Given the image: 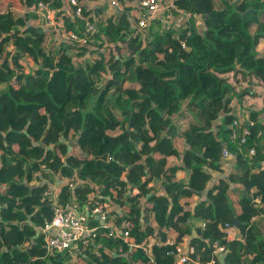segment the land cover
<instances>
[{"label": "trees", "instance_id": "trees-1", "mask_svg": "<svg viewBox=\"0 0 264 264\" xmlns=\"http://www.w3.org/2000/svg\"><path fill=\"white\" fill-rule=\"evenodd\" d=\"M22 1L29 8L48 2L69 28L83 27L63 10L64 0ZM119 1L120 10L98 7L101 41L87 47L59 44L37 13L0 0V264H174L178 245L194 230L184 264H264L259 135L193 211L181 202L206 190L225 167L223 151L236 150L232 134L241 139L251 128L244 105L263 85L264 0H174L185 21L176 24L182 14L165 11L147 37L124 19L138 8ZM120 41L128 44L124 52ZM28 59L37 66L27 72ZM58 174L70 180L61 202L82 209L110 199L122 209L107 210L106 224L90 218L98 235L74 249L76 261L74 251L48 253L39 233L53 216L47 193ZM125 219L128 242L118 232ZM218 219L233 223L240 238L214 227ZM216 242L226 248L223 261Z\"/></svg>", "mask_w": 264, "mask_h": 264}, {"label": "built area", "instance_id": "built-area-1", "mask_svg": "<svg viewBox=\"0 0 264 264\" xmlns=\"http://www.w3.org/2000/svg\"><path fill=\"white\" fill-rule=\"evenodd\" d=\"M64 1L70 6V13H68L69 16L73 20L83 23L82 29L78 23L76 24V28H69L65 20L57 18L48 2H37L34 4L33 11L40 16L41 20H43L44 27L53 33L59 44L70 43L78 46L98 47L96 44L98 45L101 41L97 39V34L100 32L99 21L101 17V13L97 10L98 7L96 9H89L88 6L84 8L79 0ZM97 1H99L98 6L111 5L116 7L118 10L121 9V2L119 0ZM136 7L138 8L137 14L133 11L129 13L134 22L132 28L135 30V33H139L146 37L150 35V26L152 21L156 17L164 18L163 13L165 11L169 14L170 11L173 10L181 13L182 16L179 19V22L176 21L178 23L184 22L186 19V17L183 16V11L177 7L174 0H138L136 2ZM137 15L140 16L139 19H136ZM173 18L174 16L172 15L171 19ZM101 38L103 40L105 39V36L102 35ZM126 45H128L127 42ZM183 46L186 47L184 43ZM125 49L126 46L123 47V49L121 48V51L123 52ZM240 114L241 113L237 114L238 119L234 122L237 126L243 125L244 123V116ZM249 134V129L246 131V134L241 137V139H238L237 133L232 134V141L238 142L234 152L228 149L223 151L226 168H231L233 163L236 161L237 155L239 153H243V151L249 147L252 142L249 139ZM249 153L250 155L256 154L255 148H251ZM47 197H49L52 201L53 216L51 220L46 221L40 228V232L44 237L48 253L55 254L64 251L73 252L80 244L90 245L91 243H94V238L98 235V227L89 226L90 218L99 216L101 221H105L107 219V204L105 202H101L93 208H89L88 212H82L76 203L61 202L58 198L59 195H56L55 193L49 192L47 193ZM85 207H87V205H85ZM76 211H81V216H76ZM130 225V221L125 219L122 222L121 228L118 230L120 235L123 236L127 242L129 241L128 238L130 236V231L128 229ZM203 226H205V224ZM214 227L225 233L228 238H240L239 229H237L231 222H224L222 219H218L214 222ZM114 233L116 232L112 230L111 234L113 235ZM214 248L215 253L218 255H222L226 251L225 246L219 244V242L214 244ZM180 251L181 247L178 245V253ZM193 251L194 248L190 250V252ZM188 261H190V258L183 254L180 258L179 264H184ZM211 263L215 264L216 260H211Z\"/></svg>", "mask_w": 264, "mask_h": 264}, {"label": "crops", "instance_id": "crops-1", "mask_svg": "<svg viewBox=\"0 0 264 264\" xmlns=\"http://www.w3.org/2000/svg\"><path fill=\"white\" fill-rule=\"evenodd\" d=\"M12 1H14L13 9L16 10L17 12H19V13L25 14L27 11H33V7L34 6H31V8H29L28 6H26L24 4V2L22 0H12ZM16 1L21 2L23 4V8L22 9H19L17 7ZM137 1L138 0H131L130 2L132 4H134V6L136 7V2ZM215 2L217 4V6H222V2L220 0L219 1H215ZM98 5H99V1H97V0H88L87 1V6H88L89 9H96L97 7H99ZM63 10L65 12H67V13H70V6L66 2H64V4H63ZM131 12H132V10L129 11L126 14V16L124 17L125 22L127 20H130L131 19L132 16L129 14ZM126 17H127V19H126ZM176 21H175V23H178L179 22V21L178 22H176ZM132 22H133V20H132ZM43 24H44L43 23V20H41L40 21V27L43 28L45 31L50 32L53 35V33L50 30H48L46 27H44ZM55 40H56V38H55ZM31 61L32 60L28 59L27 62H25V61L22 62V64L25 67V71H27L26 70V65L30 64ZM35 65L37 66L36 63H35ZM261 76H262V80L261 81L263 82V85H259L258 84L254 88V90L257 92V96L247 98V100L245 101L246 103L244 105L246 108H249L250 111H251L250 112V116H249L250 125H251V128H249V130H250L249 139L251 141L254 140L253 137L255 135H259L261 137V139H264V70H261ZM4 86H5V84H0V89H3ZM232 107L235 110H238L240 106L235 101V102H233ZM238 113H240V112H238ZM1 156H2V151H0V160H1ZM235 163H236V161L233 163V165H232L231 168L224 167L223 171H215V172H213L212 180L208 182L207 188H206V190H204L202 192V194L195 195V196H192V197L183 198L181 200V202L182 203H185V210H189V211L191 210V211H193L194 208H195V206L198 204V202L200 200V197L206 198L208 196L209 190L214 185L219 184V182L222 179H225L230 174V172L232 171V168L235 166ZM69 181H70L69 178H66L62 174H58L54 178L53 183H51V190L55 191L56 193L55 192L54 193L56 195H59L60 192L62 191V188L64 186H66L69 183ZM35 184H39V183H35ZM160 188H161V192L162 193L168 194L167 191H166V188H164L162 184H160ZM135 192H137V190ZM234 200H236V198H234ZM105 203L107 204V210H109V211H111V210L116 211V212H121L122 211L121 207H119L117 204H115L113 202H110V199H109V201H105ZM88 209L89 208H87V207L84 206L81 210H82V212H88ZM28 221H31V218H29ZM100 222H101V220H100ZM105 224H106V222H105ZM194 224L196 226H198V227L201 226V222L200 221H197V220L194 222ZM39 233H40V229H39ZM197 236H198V232H197V230H194L192 237H190V238L185 237L184 241L179 245L181 247V251L175 256L174 264H179V261H180L181 256L183 254H186V253L190 252V250L193 248L191 246V240L193 238L197 237ZM151 238H154V237H151ZM151 238L149 239V243L151 242ZM154 239H155V242H154V244H155L156 241H157V239L156 238H154ZM29 243L30 242H28L27 245H29ZM19 249L21 251H27V249L25 247H20L19 246ZM73 254H74V257H75V261H76L79 252L74 251ZM221 259H222V256H221Z\"/></svg>", "mask_w": 264, "mask_h": 264}, {"label": "rangeland", "instance_id": "rangeland-1", "mask_svg": "<svg viewBox=\"0 0 264 264\" xmlns=\"http://www.w3.org/2000/svg\"><path fill=\"white\" fill-rule=\"evenodd\" d=\"M16 5H17V7H18L19 9H22V8H23V4H22L21 2L16 1ZM21 11H22V10H21ZM126 19H127V17H126ZM127 23H128V24H127ZM126 24H127V27L130 29V28L133 27L134 22H132V20L130 19V20H127V21H126ZM112 43H113V44H112ZM107 45L110 46V47H112V48H114V49L118 48L117 46H115V43H114V42H109ZM119 45L122 47V49H123V47L126 46V48H127V46H128V45H126V42H125V41H120V42H119ZM34 67H36V65H35V63H33V62L31 61L30 64L26 65V70L29 71V70H31V69L34 68ZM51 192L54 193L55 191L52 190ZM55 193H56V192H55Z\"/></svg>", "mask_w": 264, "mask_h": 264}, {"label": "water", "instance_id": "water-1", "mask_svg": "<svg viewBox=\"0 0 264 264\" xmlns=\"http://www.w3.org/2000/svg\"><path fill=\"white\" fill-rule=\"evenodd\" d=\"M75 214H76V216H81L82 212L81 211H76ZM96 218L98 220H100V217L99 216H97ZM101 223L102 224H105V221H101ZM154 242H155V239L154 238H151V242L148 245V248H149L150 253H152L153 246H154ZM226 256H227V252L222 255V261L225 260Z\"/></svg>", "mask_w": 264, "mask_h": 264}, {"label": "clouds", "instance_id": "clouds-1", "mask_svg": "<svg viewBox=\"0 0 264 264\" xmlns=\"http://www.w3.org/2000/svg\"><path fill=\"white\" fill-rule=\"evenodd\" d=\"M225 253V252H224ZM187 254V253H186ZM177 255V254H176ZM223 255V254H222Z\"/></svg>", "mask_w": 264, "mask_h": 264}]
</instances>
